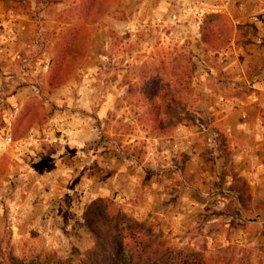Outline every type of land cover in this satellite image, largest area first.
<instances>
[{
	"label": "rangeland",
	"instance_id": "obj_1",
	"mask_svg": "<svg viewBox=\"0 0 264 264\" xmlns=\"http://www.w3.org/2000/svg\"><path fill=\"white\" fill-rule=\"evenodd\" d=\"M22 1L19 8L26 11L29 27L22 41L30 44L22 56L28 59L24 62V57L19 56V63L9 65L7 71L15 76L18 71L19 75L27 74L37 92L26 98L10 126L4 110L12 106L2 100L0 136L4 139L10 134L14 140L31 136L27 144L34 153L29 154L30 160L23 157L15 164L10 160L9 144L0 151V264H27L31 257L45 255L71 264H107L102 257L101 241L119 239L123 232L115 225L129 227L134 221L159 235L172 248L202 251L206 256L228 251L236 257L245 255L249 264H264V225L235 226L247 230L254 239L248 245L241 237L230 240L233 231L225 221L210 222L208 218L207 222L208 215L222 209L211 207L206 213L198 212L193 221L180 223L178 218L175 220L180 222L172 221L165 201L159 206L163 212L150 206L154 194L150 195L149 187L163 188L162 192L172 187L159 184V167L155 165L159 160L150 152H160L162 164L174 153L177 163L176 158L183 151L171 147L174 135L182 137L185 124H199L203 116L199 107L208 103L196 79L203 68L193 58L200 44L195 36L199 31L186 38H166L162 23L153 22V1L109 0L108 10L97 22L79 27L87 45L69 79L58 88L45 91L54 44H61L63 38L78 31L77 0ZM126 23L137 26L135 36L123 33ZM138 24L143 27L139 29ZM78 37L79 31L75 42ZM91 44L95 51L89 48ZM87 58L89 64L83 65ZM168 86H175L177 93L175 100L166 96L170 112L163 113L164 124L169 121L174 127L169 134L157 135L147 119L143 93L146 87H160L163 91ZM99 109L105 111L102 119L97 113ZM28 116L39 118L34 122L38 123V130H26L14 138L15 130H22ZM82 119L89 129L85 131L89 137L84 138L94 144L74 143L78 136L73 134L70 121ZM53 122L59 123L61 131L41 130L42 125ZM56 137L59 139L54 141ZM109 140L110 149L105 144ZM41 143L39 154L36 147ZM95 144L98 153L94 161L88 160L87 155H76L77 150H93ZM91 165L94 177L92 171H87ZM178 169L177 165L175 171ZM175 171L172 173L176 174ZM164 172L162 176L167 174ZM176 178L174 186L180 189L183 178ZM168 199L175 197L169 193ZM106 212L111 225L101 219ZM95 220L100 234L93 230ZM209 234L213 237H207ZM215 234L222 237L216 241Z\"/></svg>",
	"mask_w": 264,
	"mask_h": 264
},
{
	"label": "crops",
	"instance_id": "obj_2",
	"mask_svg": "<svg viewBox=\"0 0 264 264\" xmlns=\"http://www.w3.org/2000/svg\"><path fill=\"white\" fill-rule=\"evenodd\" d=\"M148 1L154 3L153 22L162 23L165 28L161 31L166 38H186L189 33L199 31L195 36L200 44L195 48L193 58L203 68L204 73L196 79L203 89L202 95L208 98V103L199 107L203 111L199 124L183 125V136L174 135L172 139L178 141V149L183 151L181 157L176 158L177 163L173 160L174 153L162 164L159 163L160 152H150L159 160L155 163L159 167V184L172 186L167 192L156 186L151 187L153 190L149 187L150 195L154 194L150 206L162 211L159 206L165 201L166 209L171 210L168 215L174 218L172 221L177 222L175 219L178 218L180 223L193 221L198 212L211 207L222 209L215 215H208L207 222L208 218L210 222L225 221L233 231L231 241L241 237L248 245L253 244L249 232L235 226L264 225V0ZM196 14L200 16L201 24L207 14H216L227 23L229 36L224 44L209 46L203 42V31L194 27ZM27 21L26 14L13 9L9 0H0V108L4 100L19 111L26 98L37 92L27 80V74L19 75L18 71L15 76L7 71L9 65L19 63V56L30 48V44L22 41V35L29 28ZM212 22L217 23L213 18ZM139 26V29L143 27ZM89 48L95 51L93 44ZM27 59L24 57V62ZM89 61L87 58L83 65ZM104 112L97 111L99 119ZM84 122V119L70 121L73 134L78 136L74 141L76 145L94 144L84 138L89 137ZM38 128V123H34L26 132H35ZM21 140L15 147L8 145L10 160L15 164L23 157L30 160L29 154L34 153L33 148H28V142ZM110 142L105 141L109 149ZM6 145L0 136L1 152ZM95 146L87 153L77 150L76 155H87L88 160L94 161L98 153ZM36 148L40 154L42 143ZM169 164L174 167H168ZM177 165L178 172L175 171ZM87 167L88 172L92 171L91 177L96 176L94 167ZM164 167H167L165 172ZM122 169H119L120 173ZM163 172L167 174L162 176ZM176 176L183 178L180 189L174 186ZM169 193L175 197L174 204L168 199ZM199 216L205 217L204 214ZM215 235L216 241L222 237ZM207 237L212 238L213 234Z\"/></svg>",
	"mask_w": 264,
	"mask_h": 264
},
{
	"label": "trees",
	"instance_id": "obj_3",
	"mask_svg": "<svg viewBox=\"0 0 264 264\" xmlns=\"http://www.w3.org/2000/svg\"><path fill=\"white\" fill-rule=\"evenodd\" d=\"M9 1L13 9L23 13L26 12L24 9L19 8L23 4L22 0ZM75 7L79 8L77 14L78 42H75L78 31L74 30V36L63 38L61 44H54V57L51 59L48 67L45 91L58 88L69 79L71 69L80 63L87 45L84 43L85 37L80 33L79 27L90 26L97 22L108 10L109 0H77ZM212 18L216 19L217 23H213ZM220 20L221 18L219 19L216 14H207L200 26L201 31H203L202 40L209 46L224 44L229 36L227 23ZM145 90L143 93V98L146 101L145 113L147 119L154 126L155 134H169L174 125L169 121L164 124L165 118L163 113L170 112L169 101L166 96H171L172 100L176 99L175 95L177 91L175 86H168L163 90L164 92L161 91L160 87H153L151 90L146 87ZM165 99L167 102L163 103ZM35 112L33 111V113ZM167 118H169V114ZM38 119L34 116H28L25 123H23L22 130H15L13 137L17 138L21 136L32 123L39 121ZM101 219L107 225H111V218L108 212ZM119 228L123 232V236H120L119 239L111 237L101 241L102 257L104 260H107V264H243V261L249 264L245 255L236 257L233 254H229L230 252L228 251L223 255L217 253L206 256L202 251L188 248H172L159 235L149 231L146 226L137 221L132 222V225L129 227H123V225L117 223L115 229L118 230ZM93 230L97 234H100L101 230L97 220L93 223ZM27 264L71 263L54 255H45L42 258L39 256L31 257Z\"/></svg>",
	"mask_w": 264,
	"mask_h": 264
},
{
	"label": "built area",
	"instance_id": "obj_4",
	"mask_svg": "<svg viewBox=\"0 0 264 264\" xmlns=\"http://www.w3.org/2000/svg\"><path fill=\"white\" fill-rule=\"evenodd\" d=\"M200 26H201L200 16L198 14H196V17L194 20V27L197 30H199ZM122 28H123L122 29L123 33H128L131 36L136 35V29H137L136 25H134L132 23H126V24H124V26ZM17 111H18L17 107H12L10 109L4 110V113H5L4 117L8 121V123H7L8 126H10V121L13 119V117L15 116ZM50 129H55L57 131H61V127L59 126L58 122H53L52 124L46 123V124L41 126V130L43 132L50 130ZM30 137L31 136H28L27 138H24L22 140L19 139V140H21V142H24V141L28 142V139H30ZM57 138L58 137L54 138V141H57ZM4 140H5L6 144H9L10 146H13V147H15L19 142V140H14L10 134L5 136ZM171 147L173 148L174 151L178 150V148H179L178 142L172 141ZM168 167H174V166H173V164H169Z\"/></svg>",
	"mask_w": 264,
	"mask_h": 264
}]
</instances>
